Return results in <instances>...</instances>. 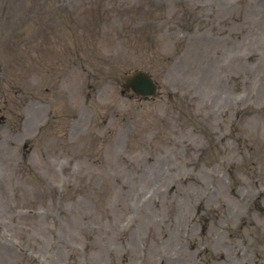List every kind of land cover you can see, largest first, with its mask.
<instances>
[{
	"label": "rangeland",
	"instance_id": "rangeland-1",
	"mask_svg": "<svg viewBox=\"0 0 264 264\" xmlns=\"http://www.w3.org/2000/svg\"><path fill=\"white\" fill-rule=\"evenodd\" d=\"M0 109V264H264V0H0Z\"/></svg>",
	"mask_w": 264,
	"mask_h": 264
},
{
	"label": "water",
	"instance_id": "water-1",
	"mask_svg": "<svg viewBox=\"0 0 264 264\" xmlns=\"http://www.w3.org/2000/svg\"><path fill=\"white\" fill-rule=\"evenodd\" d=\"M130 87H132L138 95L143 96L155 95L156 92V87L152 80L139 72L127 79L126 89L129 90Z\"/></svg>",
	"mask_w": 264,
	"mask_h": 264
}]
</instances>
